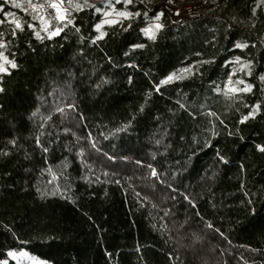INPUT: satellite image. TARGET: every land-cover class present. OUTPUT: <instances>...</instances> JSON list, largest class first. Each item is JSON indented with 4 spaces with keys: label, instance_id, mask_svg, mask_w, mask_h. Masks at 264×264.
I'll return each instance as SVG.
<instances>
[{
    "label": "trees",
    "instance_id": "16d2710c",
    "mask_svg": "<svg viewBox=\"0 0 264 264\" xmlns=\"http://www.w3.org/2000/svg\"><path fill=\"white\" fill-rule=\"evenodd\" d=\"M166 1L47 9L48 36L0 0V263L264 264V0Z\"/></svg>",
    "mask_w": 264,
    "mask_h": 264
},
{
    "label": "rangeland",
    "instance_id": "374dc122",
    "mask_svg": "<svg viewBox=\"0 0 264 264\" xmlns=\"http://www.w3.org/2000/svg\"><path fill=\"white\" fill-rule=\"evenodd\" d=\"M101 1H103V0H87V2L85 3V0H63V3L61 4L60 0H40V2L31 3L32 5L38 6L35 10H33V8L29 6V4H28V8L30 9L32 16L40 23L42 32L45 35L50 36V33L53 31H56L57 28H51L50 22L47 18V15H46L47 9H52L56 19L61 21V19L58 18L60 15H63L65 18L66 14L68 12L77 9L73 5L79 4L82 7L84 5H94V4L101 2ZM113 1H119V0H106V4H109L110 2H113ZM149 1L157 2L159 0H149ZM168 1L169 0H167L166 2H163L161 4V9L163 8L164 4H166V3L169 4ZM50 4L60 5L59 11L57 10V8L49 7ZM40 5H43V7H39ZM65 9H66V11H65ZM118 13L119 12H115L113 6H110L106 10V13L100 18V20H99L100 24L99 25L106 23L105 21L111 22V21H114L116 19L121 18L122 16H119ZM156 24H159V21L155 20V21L149 22L143 26V29L152 28L154 30ZM45 29H47V30H45ZM5 60L6 59L0 55V64H3L5 69H7L8 62L6 63ZM242 65H244L246 67H242ZM248 69H249V66L247 63H238L234 67L233 76L230 79H228V81L226 82V86H225L226 89L228 91H230V89H237V91H240V89H244L247 86H250L245 80H243L241 77H239L237 75V72H240V71L247 72ZM230 81H231V83H230ZM240 81H243V83H240ZM237 91H230V92H237ZM9 253H12V255H9ZM8 255L17 264H50L44 260H41V259L34 257L33 255H30L29 253H27L23 250L9 251ZM0 264H6V262L2 261Z\"/></svg>",
    "mask_w": 264,
    "mask_h": 264
},
{
    "label": "snow or ice",
    "instance_id": "6c2138e0",
    "mask_svg": "<svg viewBox=\"0 0 264 264\" xmlns=\"http://www.w3.org/2000/svg\"><path fill=\"white\" fill-rule=\"evenodd\" d=\"M60 2L62 4L63 0H60ZM86 2H87V0H85V3ZM126 2L130 3L131 0H126ZM14 6L19 7L20 5L19 4H15ZM29 6L32 7L33 10H35L38 7L37 5H32L30 3V0H29ZM73 6L76 7L77 10H79L80 7H81V5H79V4H75ZM39 7H43V5H40ZM49 7L57 8V10L59 11L60 5H58V4H50ZM65 11H66V9H65ZM97 11H99V9H97ZM118 15L122 16V17H127L129 14L121 12V13H118ZM58 18L63 20L64 16L60 15ZM157 19H159V16H157ZM70 22L71 21H69V23ZM105 22L108 23L109 21H105ZM115 22L116 21H111V23H115ZM161 27H162V25H160V24H156L155 25V29L156 30H158ZM16 28H21V24L19 22H16ZM99 28H100V25H97V29L98 30H99ZM45 30H47V29H45ZM59 31H60V29H57L56 31L51 32L50 35L51 36L58 35ZM144 32H145V35H147L150 39H155V31L152 28L144 29ZM37 36H39V33H37ZM101 38H103V33H101L100 37H98L97 39H101ZM138 47H143V45H139ZM236 47H246V45L237 44ZM238 59L239 58H237V60ZM5 62L7 63L6 60H5ZM11 66L12 67H16V65L14 63ZM242 67H246V66L242 65ZM4 71H6L5 67L3 66V64H0V72H4ZM189 71H190V69H182L181 70V74H176V73L170 74L166 79L162 80L160 83H161V85H163V84L170 83V82H172L173 80H176V79H183L184 76L182 74L183 73H187ZM262 79H264V77H262ZM230 83H231V81H230ZM240 83H243V81H240ZM157 90H159V85L157 86ZM250 90H251V86H247L244 89H240V91H250ZM230 91H237V89H230ZM254 114H255L254 112L253 113H249L248 116L244 117V120L249 119ZM241 122H244V121L242 120ZM260 150L264 151V147L260 148ZM153 175H156L155 170H153ZM9 255H12V253H9Z\"/></svg>",
    "mask_w": 264,
    "mask_h": 264
},
{
    "label": "built area",
    "instance_id": "2783aa9c",
    "mask_svg": "<svg viewBox=\"0 0 264 264\" xmlns=\"http://www.w3.org/2000/svg\"><path fill=\"white\" fill-rule=\"evenodd\" d=\"M205 8L206 6L187 0H171L169 4L163 5L162 11L169 16L171 21H175L178 18H191L204 14Z\"/></svg>",
    "mask_w": 264,
    "mask_h": 264
},
{
    "label": "water",
    "instance_id": "95a60500",
    "mask_svg": "<svg viewBox=\"0 0 264 264\" xmlns=\"http://www.w3.org/2000/svg\"><path fill=\"white\" fill-rule=\"evenodd\" d=\"M169 1H171V0H169ZM169 1H168V2H169ZM166 4H168V3H166Z\"/></svg>",
    "mask_w": 264,
    "mask_h": 264
}]
</instances>
